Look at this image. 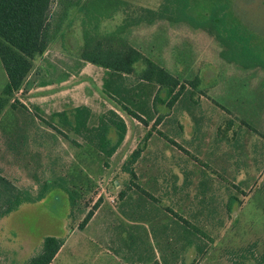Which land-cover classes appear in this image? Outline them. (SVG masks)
<instances>
[{"label":"rangeland","instance_id":"374dc122","mask_svg":"<svg viewBox=\"0 0 264 264\" xmlns=\"http://www.w3.org/2000/svg\"><path fill=\"white\" fill-rule=\"evenodd\" d=\"M127 1L149 8L161 3V0ZM203 1L197 7L203 9L200 12L215 3L220 8L224 5V11L230 12L225 8L227 0ZM55 6L54 1L52 9ZM234 7L249 28L245 27L244 33L238 35L239 62L220 55L222 47L213 37L182 24L158 21L130 27L124 35L132 46L180 80L199 79L198 88L205 94L202 93L195 119L186 111L171 113L173 110L169 112L161 104L158 112L172 115L164 118L166 123L163 121L160 129L200 161H206V166L197 165L193 158L172 148L167 141L154 139L153 135L144 141L145 126L122 111L104 92L107 71L80 58L81 14L77 9L70 11L63 38L36 60L37 68L15 94L19 100L17 108L6 107L0 116V174L33 199L22 202L16 210L0 218V248L4 246L19 253L11 257V264H19L29 252L37 253L46 236L62 237L68 232L70 205L65 191L68 185L48 186L43 183L44 178L65 176L77 180L84 175L91 185L85 197L88 207L75 217L63 250L51 264H127L119 191L125 187L128 175L121 170V164L138 144L144 150L133 167L139 174L146 173L145 180L155 175L161 179L159 182L170 183L176 176L182 179L186 171L192 175V185L199 181L189 192L191 203H186L189 208L183 202L185 199H181L184 193H178L180 208L186 219H193L214 238L206 251L202 249L198 253L190 245V235L185 237L187 234L182 228L180 239H176L175 232L174 238L169 239L165 236L171 226L164 225L162 238L156 239L153 232L150 239L163 260L165 247L166 251L174 249L171 257L174 264H230L240 248L252 243L255 245L248 251L257 258L264 256V70L253 66L259 57L258 48L264 55V0H234ZM122 17L119 12L103 21L101 30H113ZM237 20L236 17V24ZM236 54L230 52L228 57ZM141 66L136 64L137 68ZM5 83L6 73L0 61V95ZM80 105L91 109L92 122L108 109L117 110L123 116L126 135L109 159L97 155L81 140L72 143L73 138L65 139L58 132L61 124L53 114L66 111L71 117L73 109ZM229 120L233 123L226 129ZM68 135L74 137L72 133ZM112 137L115 136L112 134ZM206 155L209 158L204 159ZM228 195L234 196L229 205L234 212L232 217L227 216L224 208ZM114 208L122 220L113 215ZM90 209L93 214L98 210V214L94 220L91 216L83 228H78ZM209 242L199 237L194 240L201 245ZM132 243L140 250L138 242ZM209 248L210 254L206 255Z\"/></svg>","mask_w":264,"mask_h":264},{"label":"trees","instance_id":"16d2710c","mask_svg":"<svg viewBox=\"0 0 264 264\" xmlns=\"http://www.w3.org/2000/svg\"><path fill=\"white\" fill-rule=\"evenodd\" d=\"M54 1L56 6L52 9ZM203 3V0H161L156 7L149 8L135 5L127 0H0V61L6 73V83L0 95V116L6 107L17 108L19 100L15 98V94L23 88L29 74L37 68L36 60L54 42L63 38L64 24L69 18L70 11L77 9L81 14L80 58L101 66L107 71L103 85L104 92L118 104L122 111L145 126L144 141H149L153 137L167 141L168 144L185 150L187 156L193 158L192 161L197 165L206 166V161H200L199 157L184 149L173 138L167 136L166 131L160 129L164 118L172 116L171 113L174 111L177 114L186 111L195 119V114L201 105L202 93H204L198 88L199 79L195 77L190 80H180L165 67L146 56L139 48L132 46L124 37L126 31L133 26L152 25L158 21L182 24L190 29L207 33L221 45L220 55L239 62L238 35L244 33L245 27L247 30L249 28L237 15L234 0H227L225 4V8L230 12L227 10L225 12L224 5L220 8L216 3L209 6L206 9L207 12H200L199 10L203 9L197 7L202 6ZM119 12L123 15L121 22L111 31H102L101 23L112 19ZM258 51L260 58L258 57L253 66L264 70L263 50L258 48ZM230 52L237 54L228 57ZM138 63L142 64L140 68L136 67ZM248 66L251 65H244L246 68ZM160 104L166 105L169 112L172 110L173 112L159 113ZM53 116L58 117L60 127L64 131L58 128L57 130L65 139L73 138L72 143L78 139L81 140L105 160L113 155L126 135V123L123 117L113 109L103 112L95 122H92L91 109L86 105L76 106L71 117L66 111L55 112ZM152 120L153 122L148 126ZM232 123L231 120L227 121L226 129ZM159 124L160 126L157 127ZM243 124L248 126L246 122ZM68 133H72L74 137H69ZM233 137L236 141V131L233 132ZM262 137V155L264 156L263 133ZM142 150H144L143 147L138 144L121 164V170L128 175L127 184H135L137 175L133 165L139 161ZM217 157L213 156L214 159L219 160L221 155L220 158ZM207 158H209L208 155L204 159ZM187 173L190 172L184 171L185 175L181 181L190 184L192 175ZM84 176L78 177L77 180L74 177L68 179L65 176L44 178L43 183L48 186L60 183L64 186L68 185L65 188L70 205L68 232L62 237L46 236L40 250L34 254L27 253L19 264H50L53 260L65 238L73 230L72 223L74 224L75 217L88 207L85 197L90 192L91 185H88V180ZM74 181H77V184ZM198 184L199 181L196 182V185ZM231 185L233 187V183ZM124 192L125 188H122L119 191V197L122 198ZM25 193L24 189L17 188L0 174V218L16 210L22 202L33 200ZM39 196L40 194H37V197ZM203 196L205 197L204 194ZM194 198L198 199L196 195ZM232 198L234 196L228 195L224 200V208L229 217H232L234 213L229 206ZM94 206H97L96 203ZM92 214L93 210L90 209L78 224V228H83ZM178 218L190 236V233H193L192 235L209 238L207 232L198 225L187 221L183 216ZM202 245H196L198 251L203 249ZM251 245L240 248L241 250L234 255V261L230 264H264V256L257 258L253 252L248 251ZM2 247L0 254L3 253L4 256L0 258L11 260V257L16 256L15 254L19 255L18 251ZM11 254L14 255L11 256ZM151 264L159 263L154 261Z\"/></svg>","mask_w":264,"mask_h":264},{"label":"crops","instance_id":"0c3cea01","mask_svg":"<svg viewBox=\"0 0 264 264\" xmlns=\"http://www.w3.org/2000/svg\"><path fill=\"white\" fill-rule=\"evenodd\" d=\"M67 24H68V20L65 22L64 27H66ZM115 111L118 112L117 110ZM163 121L161 122L162 124ZM152 122L153 120L149 122L148 126H150ZM159 126L160 124L157 125V127ZM172 148L180 152H183L184 153L183 155L187 156L185 150L177 148L176 146ZM134 171L137 175V178L135 179V184L126 183L124 187L125 188L124 195L122 199L119 200L123 202V212H122L123 220L120 218V215L116 212L115 208L112 211L113 215L118 216L123 222L122 226L125 234L124 238H125V242H127L125 243V247L127 248L125 249V255H124L125 261H127V264H132V263L148 264L149 262L153 263L154 261H157L159 264H163V263L174 264V262H172L174 261V259L173 260L171 259V257H174L173 255L174 253L172 252L174 251V249H172L171 251H166L165 247L162 248L165 257V259L163 260L161 258V254L159 253V251L155 248V246L151 244L150 239L153 236V232L156 235V239L158 240L161 239L164 225L171 226V231H169L167 234V230H166V236H165L169 239L171 236L172 238H174V236L172 235L174 232H175V236L177 237L176 239L177 240L180 239L181 235L179 234H181L180 233L181 228L183 229L184 234H187L184 236L185 237L189 236L188 232H186V230L183 228L182 223L178 218L179 216H183V212L181 211L182 208H180L181 201L178 193H184V196L181 197V199L182 200L185 199L183 202L185 206L189 208L188 205H186V203L188 202L191 203L189 199V192L190 190L194 189L192 188L193 186H197V185L196 183H194V185H192V183L190 184L182 183L181 179L179 180L178 176H176L175 179H173L172 182L170 183L159 182V180L161 181V179H159V177L155 175H153L152 177L147 176L149 179L145 180L146 177L144 178V176L146 175V173L144 171L143 173L141 172L140 174L138 173L136 168ZM174 193L176 194L175 196ZM97 212L98 210L94 212L91 220H94V217L98 214ZM183 218L186 219L185 216H183ZM187 221L196 224L193 219H191V221L187 219ZM197 237H199L204 241L207 240L208 242L210 241L209 245H205V243L202 245L203 250H205L207 246H211L212 242L214 241V238L209 234H208L209 238L205 236L201 237L196 235L190 236L189 238L192 241H194L198 239ZM210 239H212L213 241L211 242ZM135 241L138 242L141 252L138 248L135 249L134 247L135 244L133 245L132 243ZM190 245H192V248L194 250L196 249L198 253L201 252L197 250V246L195 247V245H197L196 243L191 242ZM63 246L64 243L56 253L53 260L56 258L58 253L61 250H63ZM192 248H188V249L193 250ZM209 250L211 249L210 248L207 249L208 252L206 255L210 254ZM13 255L14 254H11V256ZM15 255L17 256V254ZM0 256L3 257L4 256L3 253L2 255L0 254ZM52 261L50 262V264L52 263ZM3 263L11 264V260L0 258V264Z\"/></svg>","mask_w":264,"mask_h":264},{"label":"water","instance_id":"95a60500","mask_svg":"<svg viewBox=\"0 0 264 264\" xmlns=\"http://www.w3.org/2000/svg\"><path fill=\"white\" fill-rule=\"evenodd\" d=\"M115 184L117 185V182L115 181Z\"/></svg>","mask_w":264,"mask_h":264}]
</instances>
